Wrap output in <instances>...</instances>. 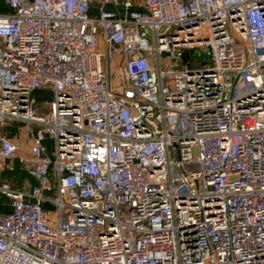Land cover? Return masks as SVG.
<instances>
[{
  "label": "built area",
  "instance_id": "2783aa9c",
  "mask_svg": "<svg viewBox=\"0 0 264 264\" xmlns=\"http://www.w3.org/2000/svg\"><path fill=\"white\" fill-rule=\"evenodd\" d=\"M3 3L0 264H264V0Z\"/></svg>",
  "mask_w": 264,
  "mask_h": 264
},
{
  "label": "rangeland",
  "instance_id": "374dc122",
  "mask_svg": "<svg viewBox=\"0 0 264 264\" xmlns=\"http://www.w3.org/2000/svg\"><path fill=\"white\" fill-rule=\"evenodd\" d=\"M119 61H117L112 55L111 63H110V73L112 75L111 85L114 86L116 84H120L118 74H117V66ZM19 127V128H18ZM2 130L6 133L14 134L17 142L24 148H28L31 146L30 140L28 138L29 127L26 124H8L2 128ZM17 131V132H16ZM49 151L52 150V143L48 142ZM51 154V153H50ZM8 181L10 183L21 184L23 187H29L33 182V178L24 171L18 161L16 159H11L7 161L3 170L0 171V181ZM3 201V196L0 195V201Z\"/></svg>",
  "mask_w": 264,
  "mask_h": 264
},
{
  "label": "crops",
  "instance_id": "0c3cea01",
  "mask_svg": "<svg viewBox=\"0 0 264 264\" xmlns=\"http://www.w3.org/2000/svg\"><path fill=\"white\" fill-rule=\"evenodd\" d=\"M5 4L3 3V0H0V12L1 11H3V6H4ZM37 91H41L42 92V95L40 96L38 93H37ZM36 92H35V96L37 97V99H38V101L40 102V103H42L43 101H45V100H49L50 98H51V95L50 94H44L43 93V91L42 90H37ZM19 128V127H18ZM17 132V131H16ZM6 134H7V136L8 137H10L11 139H13L14 141H17L16 139H15V133L13 134H10V132L9 133H7L6 132ZM48 142H51L50 140H48L47 142H45L46 143V146H47V151L48 152H50L49 151V146H48ZM30 143H31V141H30ZM52 143V142H51ZM28 148H30V147H28ZM13 185L15 184V183H12ZM17 185V186H16ZM31 185H33V183L31 184ZM30 185V186H31ZM15 186L16 187H18V188H23V189H27V188H29V187H23V186H21V184L19 185V184H15ZM4 198V197H3ZM5 201H6V198H4V200L2 201H0V203H1V205H4V203H5Z\"/></svg>",
  "mask_w": 264,
  "mask_h": 264
},
{
  "label": "trees",
  "instance_id": "16d2710c",
  "mask_svg": "<svg viewBox=\"0 0 264 264\" xmlns=\"http://www.w3.org/2000/svg\"><path fill=\"white\" fill-rule=\"evenodd\" d=\"M3 10H6V6H3ZM37 93L41 96L42 92L41 91H37ZM31 177V176H30ZM34 180V179H33ZM35 183V180L33 182V184ZM15 185V184H14ZM17 186V185H16ZM10 210V207L7 205H1L0 203V212H8Z\"/></svg>",
  "mask_w": 264,
  "mask_h": 264
}]
</instances>
